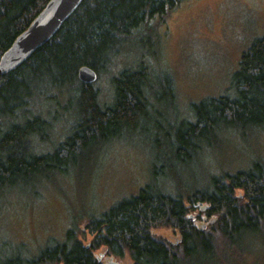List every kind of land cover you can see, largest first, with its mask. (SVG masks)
Listing matches in <instances>:
<instances>
[{"label":"trees","instance_id":"trees-1","mask_svg":"<svg viewBox=\"0 0 264 264\" xmlns=\"http://www.w3.org/2000/svg\"><path fill=\"white\" fill-rule=\"evenodd\" d=\"M184 1L82 0L50 41L0 75V203L8 192L34 180L55 183L59 175L70 176L85 151L102 150L138 131L139 124H151L147 114L155 118L161 103L171 106L177 120L172 130L159 133L163 142L155 141L151 183L89 218L85 228L91 242L80 241L72 227L64 242H54L36 257H23L24 246L17 245L11 253H0V264H104L95 255L101 247L119 257L128 252L131 264H232L250 252L253 241L264 246V162L235 174L212 175L207 188L187 191L177 185L171 194L158 185L168 176L159 164L198 159L228 132L242 137L264 128V34L243 52L231 93L191 105L193 120L182 118L174 82L158 59L160 26ZM47 2L0 0V57ZM141 32L151 35L150 45H134L147 50V60L116 71L109 79L112 98L100 105L98 90L79 81L78 70L87 66L97 77L107 73L124 45ZM59 96L69 106V134L53 152L37 154L33 141H49L55 116L34 104ZM157 228L177 232L176 242L155 236Z\"/></svg>","mask_w":264,"mask_h":264},{"label":"rangeland","instance_id":"rangeland-1","mask_svg":"<svg viewBox=\"0 0 264 264\" xmlns=\"http://www.w3.org/2000/svg\"><path fill=\"white\" fill-rule=\"evenodd\" d=\"M159 32L162 43L158 65L174 82L182 118L192 121L191 105L231 93L232 75L243 52L264 34V0H186L168 15ZM150 36L147 32L134 36L109 71L92 83L98 90L100 105L112 98L109 79L116 71L134 68L140 59L147 60L145 48L150 45ZM138 42L145 48L136 47L134 43ZM34 105L36 110L55 116L49 141H33L37 154L51 153L69 134L73 123L66 115L69 106L65 96ZM157 111L155 118L151 112L147 114L151 124H139L138 131L123 134L102 150L85 151L70 176L59 175L55 183L34 180L8 192L0 203V253H11L17 245H23V257H36L54 242H64L66 231L72 227L80 241L91 242L93 236L85 228L90 217H98L122 199L136 196L151 183L155 141L158 138L163 142L159 133L172 130L177 121L170 105L161 103ZM257 161L264 162V128L249 130L242 137L228 132L221 144L205 147L198 159L183 163L172 159L168 165L159 164L168 176L161 177L158 185L171 194L176 193L177 185L187 191L207 188L210 176L235 174ZM153 234L170 243L177 240V232L169 228L154 229ZM253 242L255 252L251 249L240 259L243 261L232 264H264V246ZM95 255L104 264L132 262L128 252L119 257L109 254L105 247Z\"/></svg>","mask_w":264,"mask_h":264},{"label":"water","instance_id":"water-1","mask_svg":"<svg viewBox=\"0 0 264 264\" xmlns=\"http://www.w3.org/2000/svg\"><path fill=\"white\" fill-rule=\"evenodd\" d=\"M82 0H48L44 8L29 26L13 41L0 57V75L15 70L32 53L45 45L56 34L63 22L72 15ZM78 79L84 84H92L97 74L83 66L78 70Z\"/></svg>","mask_w":264,"mask_h":264}]
</instances>
